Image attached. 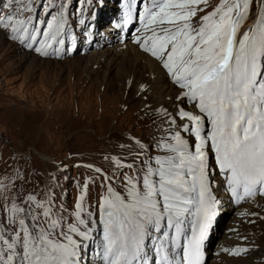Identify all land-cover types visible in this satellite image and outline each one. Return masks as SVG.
<instances>
[{"label": "snow or ice", "instance_id": "obj_1", "mask_svg": "<svg viewBox=\"0 0 264 264\" xmlns=\"http://www.w3.org/2000/svg\"><path fill=\"white\" fill-rule=\"evenodd\" d=\"M207 2L149 0L151 6L144 8L141 19L150 35L140 47L160 61L180 90L177 100L191 102L194 111L178 109L187 123L170 127L156 142L161 151L140 159L139 168L114 161L131 172L122 174L121 190L109 186L100 199L101 264H204L203 243L215 214L209 152L238 202L264 197V0L243 32L253 0H219L197 19L204 12L199 6ZM0 7L9 9L0 15V29L10 31L12 39L30 49L38 44L34 50L41 55L49 49L60 54L54 46L65 43L66 4L54 14L53 0H7ZM129 18L126 11L124 23ZM86 189L87 183L77 196L73 222L50 194L28 195L27 208L13 203L8 222L15 228L0 232V264H80L93 239L82 218Z\"/></svg>", "mask_w": 264, "mask_h": 264}, {"label": "rangeland", "instance_id": "obj_2", "mask_svg": "<svg viewBox=\"0 0 264 264\" xmlns=\"http://www.w3.org/2000/svg\"><path fill=\"white\" fill-rule=\"evenodd\" d=\"M258 1L253 0L247 21ZM215 3L213 0L201 8L206 10ZM87 54L89 50L63 59H36L9 43L0 32V175L5 176L0 182L11 189L29 191L27 182H31L61 191L67 181L73 180L71 171L69 176L66 171L71 161L106 166L103 157L113 151L119 132L140 138L148 135L149 125L142 119L140 109L146 99L136 90L135 82L139 80L128 84L129 77H120L115 71L112 75L119 85H105L102 77L95 79L91 75L108 59H91ZM147 79L146 76L139 83L152 87ZM158 95L153 91L147 94L156 106L162 105L154 100ZM16 194L12 192L10 196ZM10 196L0 201V232L5 234L12 231L8 222L11 205L29 207L26 193ZM3 205L6 210L1 214ZM262 255L246 257L247 262L264 264V249ZM227 260L236 264L235 258Z\"/></svg>", "mask_w": 264, "mask_h": 264}, {"label": "bare ground", "instance_id": "obj_3", "mask_svg": "<svg viewBox=\"0 0 264 264\" xmlns=\"http://www.w3.org/2000/svg\"><path fill=\"white\" fill-rule=\"evenodd\" d=\"M102 12H105L106 16H109L108 10H103ZM205 12V11H204ZM203 14V13H202ZM30 55H32L30 53ZM89 57L98 56V58L101 61H105L108 59V62L106 65H102L97 67L93 70V74L91 75L95 79L103 78V82L105 85L108 86H116L119 85V82H116L115 75H112L115 71L120 74V77H122L123 74H126L129 78L126 80L128 84L134 83L135 79L137 78L139 82L147 76V80L150 81L152 84L149 87L145 84L137 83L136 90L137 94L140 96H145V101L142 102V105L140 108L141 110L145 109L148 111L149 108H156L161 109L164 108L168 111H173L174 109H178L179 103L181 100H176L179 91L175 89V87L172 84H169L165 79V75L162 72L161 68L158 66L157 62L150 57H148L146 54L141 53L138 51L134 46H129L125 50L116 51L113 48H106V46L102 47V49H99V51H89V54H87ZM35 56V55H34ZM88 57V58H89ZM108 57V58H105ZM36 59H39L40 57L35 56ZM45 59V58H43ZM90 59V58H89ZM117 61V63H115ZM104 73L101 75V73ZM145 75V76H144ZM126 83V84H127ZM132 91V90H130ZM153 91L154 93L159 94L157 97H155L154 100H157L156 102L161 101L162 105H157L153 103V99H150L147 94ZM143 98V97H142ZM149 103V104H148ZM183 122V121H182ZM260 207L257 209H250V204H247L243 209L252 213H256L257 215H261L264 217V201L259 200ZM259 225H262L264 228V221L259 220ZM242 228L247 231V235L251 236L255 240H260V238L254 236V224H241ZM217 231V227H216ZM264 238V235H263ZM250 244V243H248ZM252 247H255L253 244ZM264 244L260 243L257 248H252L245 257H239L235 258L236 264H249L247 262V258L250 256L254 257H263ZM247 257V258H246ZM232 259V258H230ZM228 262V260H227ZM255 264V263H253Z\"/></svg>", "mask_w": 264, "mask_h": 264}]
</instances>
